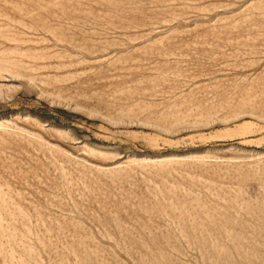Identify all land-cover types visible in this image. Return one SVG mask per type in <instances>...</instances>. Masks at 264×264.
Instances as JSON below:
<instances>
[{"label": "rangeland", "instance_id": "374dc122", "mask_svg": "<svg viewBox=\"0 0 264 264\" xmlns=\"http://www.w3.org/2000/svg\"><path fill=\"white\" fill-rule=\"evenodd\" d=\"M0 264H264V0H0Z\"/></svg>", "mask_w": 264, "mask_h": 264}]
</instances>
